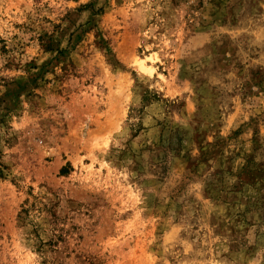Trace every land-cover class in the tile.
<instances>
[{
    "label": "rangeland",
    "instance_id": "rangeland-1",
    "mask_svg": "<svg viewBox=\"0 0 264 264\" xmlns=\"http://www.w3.org/2000/svg\"><path fill=\"white\" fill-rule=\"evenodd\" d=\"M0 264H264V0H0Z\"/></svg>",
    "mask_w": 264,
    "mask_h": 264
}]
</instances>
